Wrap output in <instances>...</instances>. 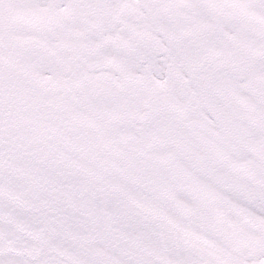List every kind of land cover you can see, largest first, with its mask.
<instances>
[{
	"label": "snow or ice",
	"instance_id": "1",
	"mask_svg": "<svg viewBox=\"0 0 264 264\" xmlns=\"http://www.w3.org/2000/svg\"><path fill=\"white\" fill-rule=\"evenodd\" d=\"M0 264H264V0H0Z\"/></svg>",
	"mask_w": 264,
	"mask_h": 264
}]
</instances>
